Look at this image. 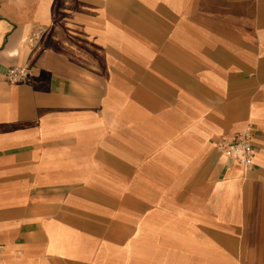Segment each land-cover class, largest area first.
Masks as SVG:
<instances>
[{
  "label": "crops",
  "instance_id": "obj_1",
  "mask_svg": "<svg viewBox=\"0 0 264 264\" xmlns=\"http://www.w3.org/2000/svg\"><path fill=\"white\" fill-rule=\"evenodd\" d=\"M0 264H264V0H0Z\"/></svg>",
  "mask_w": 264,
  "mask_h": 264
},
{
  "label": "built area",
  "instance_id": "obj_2",
  "mask_svg": "<svg viewBox=\"0 0 264 264\" xmlns=\"http://www.w3.org/2000/svg\"><path fill=\"white\" fill-rule=\"evenodd\" d=\"M28 77L29 71L26 67L13 66L5 73V78L9 83H19ZM219 148L226 157L238 161L246 167H250L254 163L255 150L250 135L246 132L225 138L219 144Z\"/></svg>",
  "mask_w": 264,
  "mask_h": 264
},
{
  "label": "rangeland",
  "instance_id": "obj_3",
  "mask_svg": "<svg viewBox=\"0 0 264 264\" xmlns=\"http://www.w3.org/2000/svg\"><path fill=\"white\" fill-rule=\"evenodd\" d=\"M23 82V81H22ZM20 83V82H19Z\"/></svg>",
  "mask_w": 264,
  "mask_h": 264
}]
</instances>
